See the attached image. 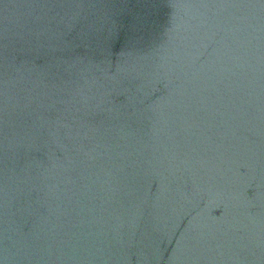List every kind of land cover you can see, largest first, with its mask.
Returning <instances> with one entry per match:
<instances>
[{
  "label": "water",
  "instance_id": "95a60500",
  "mask_svg": "<svg viewBox=\"0 0 264 264\" xmlns=\"http://www.w3.org/2000/svg\"><path fill=\"white\" fill-rule=\"evenodd\" d=\"M0 264H264V0H0Z\"/></svg>",
  "mask_w": 264,
  "mask_h": 264
}]
</instances>
